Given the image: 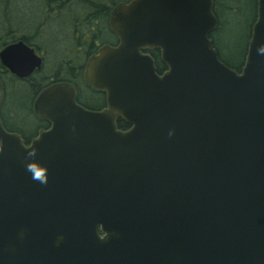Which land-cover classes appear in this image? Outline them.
I'll return each instance as SVG.
<instances>
[{"label":"water","instance_id":"1","mask_svg":"<svg viewBox=\"0 0 264 264\" xmlns=\"http://www.w3.org/2000/svg\"><path fill=\"white\" fill-rule=\"evenodd\" d=\"M214 3L119 7L121 45L86 73L103 112L51 88L52 128L28 147L0 117V264H264V0L240 74L210 38ZM155 48L162 76L141 55ZM0 59L20 78L40 67L21 45Z\"/></svg>","mask_w":264,"mask_h":264},{"label":"flooded vegetation","instance_id":"2","mask_svg":"<svg viewBox=\"0 0 264 264\" xmlns=\"http://www.w3.org/2000/svg\"><path fill=\"white\" fill-rule=\"evenodd\" d=\"M135 0H34L30 6L23 0H8L6 26L0 34V53L13 46H24L34 52L40 67L31 75L20 78L9 71L0 59V80L4 88V99L0 117L5 129L21 136L26 146H31L40 134L51 130L52 124L38 116V100L56 86L72 88L77 104L85 110L100 113L108 106L107 95L89 86L86 73L92 60L105 48L117 49L121 38L112 22L122 5ZM35 8L36 25L32 20ZM218 19L217 32L221 27ZM18 12V15L14 13ZM17 19L22 27H13ZM214 32V33H215ZM55 34V35H54ZM51 40L55 44H48ZM21 48V47H20ZM23 50V48H21ZM141 55L150 57L162 76L167 72L160 49H144ZM26 58H20L24 64ZM162 66V69H159ZM25 70V67H22ZM47 111V110H45ZM127 127L120 129L121 123ZM118 129L129 131L131 127L123 120L117 122Z\"/></svg>","mask_w":264,"mask_h":264},{"label":"rangeland","instance_id":"3","mask_svg":"<svg viewBox=\"0 0 264 264\" xmlns=\"http://www.w3.org/2000/svg\"><path fill=\"white\" fill-rule=\"evenodd\" d=\"M18 1L20 0H16V5L18 4ZM31 1L34 3V0ZM231 1L232 0H215V3H218L217 11H219L220 16L224 18V27L217 33L212 34L211 38L215 42L214 44L218 54H220L223 59L240 66L247 55L250 42V31L254 25L258 0L239 1V5L242 9L239 16L232 13H225L224 10H222V7L221 9L219 8V3L220 5L222 3L229 5ZM23 2L26 6L33 4L29 3V0H23ZM6 9L7 5L3 3V0H0V31L6 26ZM31 10L33 23L36 20L34 23L36 25L37 19L35 8H31ZM14 13L16 16L18 15L17 11H14ZM12 24L13 27H22V23L17 17L16 20L12 21ZM2 32L0 34H2ZM48 44L55 43L48 40Z\"/></svg>","mask_w":264,"mask_h":264},{"label":"trees","instance_id":"4","mask_svg":"<svg viewBox=\"0 0 264 264\" xmlns=\"http://www.w3.org/2000/svg\"><path fill=\"white\" fill-rule=\"evenodd\" d=\"M7 1L8 0H3V3H7ZM239 1H242V0H232L231 1V3L229 4V5H226V4H221L220 5V3H219V8L221 9V7H222V10H224V12L225 13H232V14H234V15H240L241 13V6L239 5ZM215 6H216V13H217V15H218V17H219V21L221 22V27H220V29L218 30V31H220L223 27H224V18L222 17V16H220V14H219V11H217V9H218V3H215ZM257 10H258V1H257V9H256V17H255V21H254V24L256 23V20H257ZM6 16H7V14H6ZM254 26V25H253ZM253 26H252V28H251V31H250V40H251V37H252V30H253ZM217 31V32H218ZM217 32H215V33H217ZM214 34V33H213ZM212 39V38H211ZM0 41H1V36H0ZM214 42V41H213ZM215 43V42H214ZM215 45V44H214ZM249 46V45H248ZM216 48V47H215ZM247 54H248V50H247ZM219 57H220V59H221V61L223 62V63H225L229 68H231L232 70H235L236 72H238V73H241V71H242V69H243V67H244V65H245V62L244 61H246V57H247V55H246V57H245V60L243 61V63L240 65V66H237V65H235V64H233L232 62H230V61H226L225 59H223L221 56H220V54H219ZM159 69H162V66H159ZM127 127V125L125 124V123H121V125H120V129H122V130H124L125 128Z\"/></svg>","mask_w":264,"mask_h":264}]
</instances>
